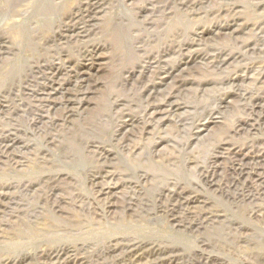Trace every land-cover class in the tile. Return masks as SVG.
Here are the masks:
<instances>
[{
  "label": "rangeland",
  "instance_id": "obj_1",
  "mask_svg": "<svg viewBox=\"0 0 264 264\" xmlns=\"http://www.w3.org/2000/svg\"><path fill=\"white\" fill-rule=\"evenodd\" d=\"M0 264H264V0H0Z\"/></svg>",
  "mask_w": 264,
  "mask_h": 264
}]
</instances>
